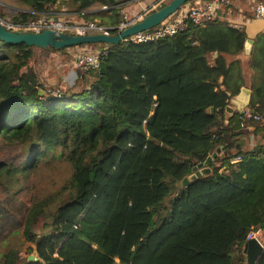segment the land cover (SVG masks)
Returning a JSON list of instances; mask_svg holds the SVG:
<instances>
[{
	"label": "trees",
	"instance_id": "trees-1",
	"mask_svg": "<svg viewBox=\"0 0 264 264\" xmlns=\"http://www.w3.org/2000/svg\"><path fill=\"white\" fill-rule=\"evenodd\" d=\"M16 2L33 13L14 23L66 4ZM125 2L72 0L71 8L115 26ZM234 2L158 42L84 45L100 49L99 66L57 96L23 72L39 48L0 39V243L23 229L38 259L10 249L4 264H233L231 247L264 230V146L244 145L264 123L226 111L248 87L246 110L264 118V33L246 75V29L227 20L238 14ZM73 48L46 50L69 58ZM218 149L211 171L183 186ZM56 151L72 167L69 182L26 205L14 189Z\"/></svg>",
	"mask_w": 264,
	"mask_h": 264
},
{
	"label": "built area",
	"instance_id": "built-area-1",
	"mask_svg": "<svg viewBox=\"0 0 264 264\" xmlns=\"http://www.w3.org/2000/svg\"><path fill=\"white\" fill-rule=\"evenodd\" d=\"M167 1L170 2L172 0H154L149 6L135 15H129L121 10L123 14L120 23L115 26L100 25L96 21L74 22L66 17L67 13H62L61 15L59 12L53 11L40 13V16L35 19H29L26 23H14L11 19L0 17V24L9 31L40 33L45 30H51L56 34H73L77 36H87L90 34L117 35L135 23L141 21L146 15L157 11ZM234 1L235 0H192L159 26L136 33L124 39L123 42L142 44L158 42L166 37L175 36L186 30L190 22L197 26L204 25L216 15L219 7L222 5L229 6L233 4ZM102 9L108 10V7L104 6ZM63 12L65 11L63 10ZM254 13L256 18H262L264 16L263 2L258 1ZM100 57V50L78 51L73 55V67L79 72V74H86L91 69L99 66ZM41 94H46V90H41ZM243 120L244 123H264V118L261 115L254 114L249 110H245ZM241 159L242 157H239L234 160V162ZM256 237L257 231L252 230L248 235L247 241Z\"/></svg>",
	"mask_w": 264,
	"mask_h": 264
},
{
	"label": "rangeland",
	"instance_id": "rangeland-1",
	"mask_svg": "<svg viewBox=\"0 0 264 264\" xmlns=\"http://www.w3.org/2000/svg\"><path fill=\"white\" fill-rule=\"evenodd\" d=\"M141 0H128L125 2L124 8L129 5L136 4ZM66 4L62 6V13H67L66 17L74 22L81 21H96L100 22V19L95 18L85 19L82 16L83 12H76L72 5V0H65ZM63 10L65 12H63ZM100 11V7L96 6L92 11ZM102 10V8H101ZM33 13L31 9L23 4L16 2V0H0V17L8 18L12 20V17L20 16L22 14ZM60 14V13H59ZM122 12L120 15L122 16ZM130 15V14H129ZM40 16V13L38 14ZM37 16V17H38ZM35 19V18H31ZM48 53H57L53 51H48ZM38 52L40 49H35L34 57L31 60L25 61V67L23 72H27L28 69L33 70L39 77L40 83L48 94L59 95L65 89L73 86L74 82L77 80L79 72L75 70L73 75H65L61 73L60 64L56 61L54 62L57 68L53 67V62L51 59L43 60L40 58ZM67 59L64 53H60ZM252 147V146H250ZM73 170L69 162L60 155L58 151L50 153L48 157L42 160L39 167L28 174L26 178L21 179L20 184L14 189L15 196L25 202L26 205L32 206L37 200L44 199L55 192L61 190L65 186L71 176ZM5 196L0 189V201L4 200ZM28 243L23 235V229H19L12 233L4 242L0 243V264H4V254L10 249L21 250L22 257H29L28 254Z\"/></svg>",
	"mask_w": 264,
	"mask_h": 264
},
{
	"label": "water",
	"instance_id": "water-1",
	"mask_svg": "<svg viewBox=\"0 0 264 264\" xmlns=\"http://www.w3.org/2000/svg\"><path fill=\"white\" fill-rule=\"evenodd\" d=\"M191 1L192 0H172L165 6L159 8L157 11L146 15L141 21L135 23L117 35L90 34L87 36H77L73 34H56L51 30H45L40 33L9 31L0 24V39L7 44H27L28 46H34L43 50L48 48L62 50L65 48L100 43L118 45L121 44L124 39L136 33L150 30L159 26L162 22L166 21ZM249 44L250 42L246 43V49L248 48ZM238 97L244 103V109L249 106L251 93L247 88H243ZM244 109L241 110V114H244ZM222 111L223 110H220V112ZM226 111L232 113L233 108L227 107ZM220 152L221 149H218L213 155L209 156L203 164H199L197 167H195V173L185 178L182 182V185L187 186L196 179L208 174L211 171L208 166ZM244 252L247 256V264H257L264 252V246L257 238H253L244 245ZM29 260L37 261L38 259L34 256H30Z\"/></svg>",
	"mask_w": 264,
	"mask_h": 264
},
{
	"label": "crops",
	"instance_id": "crops-1",
	"mask_svg": "<svg viewBox=\"0 0 264 264\" xmlns=\"http://www.w3.org/2000/svg\"><path fill=\"white\" fill-rule=\"evenodd\" d=\"M154 0H141L137 2L136 4H132L127 6L126 8H123V11L130 15H135L138 12H141L143 9H145L147 6H149ZM261 2L264 3V0H261ZM235 7L238 9V14L236 17L229 16L227 20H229L230 24L236 27H245L246 33L248 35V41L250 42L248 48L246 49L245 56L242 57L244 60L245 65V74H249V68L247 66V55L250 52V48L253 44L254 39L261 33H264V16L262 18H256L252 17V15L255 16L254 9L258 3L257 0H235ZM96 11V10H95ZM94 11V12H95ZM61 14V12H59ZM100 49L92 47V46H84V47H78L73 49H68V53L71 54L69 58H64V56L60 53H48L46 50L40 49V52H38L40 58L43 60L51 59V61L54 63L55 61L60 64L61 67V73L67 74V75H73L75 74V70L73 68V55L78 51H98ZM67 57V56H66ZM54 68H57L55 63L53 64ZM247 88L250 93L251 90L248 87ZM252 94V93H251ZM233 105V111H238L241 113V110L244 108V103L239 99V97H235L232 100ZM247 107L244 109L246 110ZM252 131V134L249 138L244 139V145L246 147L252 146L257 150L258 147L264 146V124L260 125V128L258 127H252L250 128ZM260 243L264 246V230L257 231V237H256ZM231 253L233 256V264H247V256L244 252V246H239L237 244H234L231 247Z\"/></svg>",
	"mask_w": 264,
	"mask_h": 264
}]
</instances>
